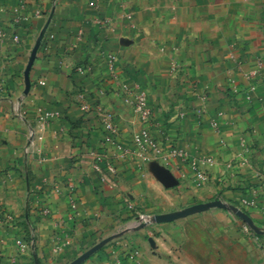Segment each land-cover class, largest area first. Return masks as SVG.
<instances>
[{
    "label": "crops",
    "instance_id": "obj_1",
    "mask_svg": "<svg viewBox=\"0 0 264 264\" xmlns=\"http://www.w3.org/2000/svg\"><path fill=\"white\" fill-rule=\"evenodd\" d=\"M121 83L147 92L154 135L188 158L119 160L81 106L109 111L132 146L142 123ZM1 85L0 264H38L20 241L71 264L115 234L80 264H264V235L230 212L264 227V0H0Z\"/></svg>",
    "mask_w": 264,
    "mask_h": 264
},
{
    "label": "built area",
    "instance_id": "obj_2",
    "mask_svg": "<svg viewBox=\"0 0 264 264\" xmlns=\"http://www.w3.org/2000/svg\"><path fill=\"white\" fill-rule=\"evenodd\" d=\"M15 39L18 40V36H15ZM109 60L111 62V68H114L115 71V62H116V56L112 53L109 55ZM2 89V85L0 86V90ZM124 96L126 99L130 102L133 103L134 105V111L136 114L139 116L140 121L143 124L142 129L140 130L139 133L135 134L134 136V144H136L139 148H141L142 151V160L146 161L149 159H160L163 162L167 163L168 161L181 157V158H188V153L185 152L184 150L171 146V147H165L162 144H159L157 140L153 137L151 134V127L154 123V114L151 109V107L148 104V96L147 92L145 90L139 91L135 90V88H131L128 86H125V92H123ZM23 97H21L22 99ZM20 99V100H21ZM48 117H55L57 116V113L54 112H46L45 113ZM107 117V122H105L106 126L110 128L111 130L115 129V126L113 125L111 119H112V114L109 115V113L106 115ZM214 126L217 125L216 122H212ZM36 133L34 128L28 124V143H27V150L34 147L35 145V137ZM111 140H107L108 142H111ZM114 141V140H113ZM117 150H123V154H128L129 155V149L123 148L122 144H116ZM152 151L153 152V157L145 155L146 151ZM126 156V155H125ZM99 162L104 159V155H98L96 158ZM200 159L198 158H193L191 161V167L195 172L196 175V180L198 181L199 185H202L208 180V174L206 170L201 167L200 164ZM109 169L111 172H115L114 166L109 164ZM247 203V202H246ZM248 204V203H247ZM137 220L140 222H145L148 223L151 221L152 217L147 214H138L137 215ZM243 229L245 231H250V230H257V225L253 222V224L247 223L244 224ZM117 235V234H115ZM130 257L133 260L139 259L140 257V250L137 248L132 249L130 252Z\"/></svg>",
    "mask_w": 264,
    "mask_h": 264
},
{
    "label": "rangeland",
    "instance_id": "obj_3",
    "mask_svg": "<svg viewBox=\"0 0 264 264\" xmlns=\"http://www.w3.org/2000/svg\"><path fill=\"white\" fill-rule=\"evenodd\" d=\"M39 45H41V43H39ZM108 58V57H107ZM108 65H109V71L110 72H112L114 75H115V71H114V68H111V62H110V60H109V58H108ZM78 68V71L79 72H84L85 70H86V67H84V66H78L77 67ZM125 86H128V87H131V88H135V90H139V91H142V90H144L138 83H133V84H131V85H129V84H126V83H121L120 84V86H119V91L122 93L121 95H122V97H123V99H124V101L126 102V103H128L129 105H131V107H132V109H133V112H134V114H135V116H137L138 117V119H139V116L136 114V112L134 111V105H133V103L130 101H128L127 99H126V97L124 96V94H123V92H125ZM81 108H82V110L84 111V113L87 115V116H92V115H101L102 117H103V120H102V124H104V129L105 130H107L108 132H105V134H106V137H105V139H107V140H111V139H113L112 141H111V143H113L114 145H115V147H116V144H122L123 145V148H126V149H129V155H133V156H135L136 158H138L139 160H141V162H142V164H143V160H142V151H141V148H139L136 144H134V136H135V134H137V133H139L140 132V130L142 129V127H143V124H142V127H141V129L139 130V131H136L134 134H133V136H132V146H126V145H124L122 142H120V141H117L116 139V136H115V134L117 133V130H116V127H115V129L114 130H111L110 128H108L107 126H106V124H105V122H107V117H106V115L109 113V115H111V113L109 112V111H102V112H99V111H96L94 108H92V107H90L88 104H83L82 106H81ZM40 111V110H39ZM23 116V115H22ZM60 117V114H59V112H57V116H55V117H48L46 114L44 115V117H42L41 116V119H44L45 121L46 120H51V119H54V118H59ZM155 119V118H154ZM140 120V119H139ZM111 121H112V123H113V125L115 126V123H114V121H113V116H112V119H111ZM141 122V121H140ZM142 123V122H141ZM31 124V123H30ZM33 128H35L34 126H32ZM35 130V129H34ZM35 133H36V131H35ZM151 134L153 135V137L157 140V142H159V144H162V145H164L165 147H171V146H174V144L172 143V142H169L168 140H167V143L166 144H163L162 142H161V140H159L155 135H154V133H153V127H151ZM37 135V134H36ZM36 135H35V137H34V139H37L36 138ZM165 143V142H164ZM114 150H116V156L119 158V160H122V159H124V158H126V157H128V154H123V150H117V147L116 148H114ZM31 152V151H30ZM126 155V156H125ZM145 155H147V156H151V157H153V152L152 151H146V153H145ZM231 211V213L233 214V216L237 219V221L238 222H240L241 224H243V227H244V224H247L248 222H246V221H244L243 220V218L238 214V212L236 211V210H234L233 208L232 209H230ZM242 211V210H241ZM46 212V211H45ZM138 215V214H137ZM242 227V228H243ZM257 230H250V231H245L244 229V231L245 232H248V233H251V234H258V233H260V234H263L264 235V227L263 226H259V225H257ZM26 239H27V237H26ZM28 240V239H27ZM18 245H19V247H20V252L21 253H30V252H33L32 254H33V257H37V258H35V260H37L38 259V264H41L40 263V261H39V258H38V256H37V253L35 252V246H33L32 245V243H28V242H19L18 243Z\"/></svg>",
    "mask_w": 264,
    "mask_h": 264
},
{
    "label": "water",
    "instance_id": "obj_4",
    "mask_svg": "<svg viewBox=\"0 0 264 264\" xmlns=\"http://www.w3.org/2000/svg\"><path fill=\"white\" fill-rule=\"evenodd\" d=\"M234 210H236L238 212V214L243 218L244 221L253 224V221L249 218V216H247L243 211H241L238 208H233ZM147 223L142 222L140 224L141 227L146 226ZM112 236L110 238H108L107 240H104L103 242H100L98 245H96L95 247L91 248L90 250L86 251L85 253H83L79 258H77L74 262H72L71 264H80L82 263L84 260H86L87 258H89L95 251H97L99 248H101V246H103L108 240H112V238L116 237Z\"/></svg>",
    "mask_w": 264,
    "mask_h": 264
}]
</instances>
